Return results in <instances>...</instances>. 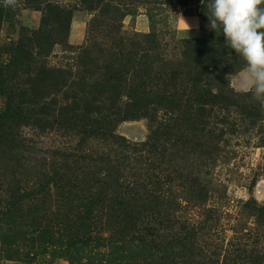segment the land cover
<instances>
[{
    "label": "rangeland",
    "instance_id": "374dc122",
    "mask_svg": "<svg viewBox=\"0 0 264 264\" xmlns=\"http://www.w3.org/2000/svg\"><path fill=\"white\" fill-rule=\"evenodd\" d=\"M88 2L0 0V63L65 9L68 35L47 67L79 72L89 57L97 69L87 70L100 75L118 46L177 62L180 88H164L155 74L150 91L172 92L167 101L182 105L195 84L213 102L211 117L152 107L106 121L109 131L84 145L10 123L20 146L0 149V264H264V107L227 77L245 62L235 52L185 58L191 41L212 35L201 0H99L96 11ZM181 16L193 25L188 34ZM6 100L0 95L3 117Z\"/></svg>",
    "mask_w": 264,
    "mask_h": 264
},
{
    "label": "trees",
    "instance_id": "16d2710c",
    "mask_svg": "<svg viewBox=\"0 0 264 264\" xmlns=\"http://www.w3.org/2000/svg\"><path fill=\"white\" fill-rule=\"evenodd\" d=\"M88 1L86 9H99V0L95 5L93 0ZM208 2L203 0L201 3V17L207 18ZM70 18L71 12L64 9L54 13L52 20L42 19V28L30 32V36H21L13 50L8 52V59L0 63V95L7 98L5 111L8 113L5 117L0 115V149L20 146L17 130L14 132L10 123L15 128L36 127L40 133L64 131L78 136V143L84 145L88 139L109 131L106 121L134 120L146 116L152 107L184 115L188 120L191 115L211 117L213 102L195 84L191 83L190 90L186 91L188 100L182 105L167 101V96L174 95L172 92L166 95L150 91V79L155 80V74H158L156 81H162L164 88H180L183 82L175 75L177 62L173 65L159 59L152 60L146 53L139 56L124 54L122 47L118 46L120 51L116 58L114 55L113 61L102 68L100 75L87 70L89 66L97 69L95 61L89 57L80 61L79 72L47 67L46 57L68 35ZM191 42L194 46L186 51L187 60L193 52H196L194 57L201 56L200 60L209 62L213 56L234 55V50L225 46L219 31H212L207 40ZM82 51L86 54L85 48ZM151 51H155L154 48ZM155 63L159 64L156 69ZM99 119L102 122H98ZM197 123L202 124V121L197 120Z\"/></svg>",
    "mask_w": 264,
    "mask_h": 264
},
{
    "label": "clouds",
    "instance_id": "9594fccd",
    "mask_svg": "<svg viewBox=\"0 0 264 264\" xmlns=\"http://www.w3.org/2000/svg\"><path fill=\"white\" fill-rule=\"evenodd\" d=\"M3 3L5 7H16L18 0ZM206 16V28L222 33L225 46L245 62L238 74L227 77L264 107V0H209ZM181 27L188 34L193 25L181 16ZM195 27L198 31V21Z\"/></svg>",
    "mask_w": 264,
    "mask_h": 264
}]
</instances>
